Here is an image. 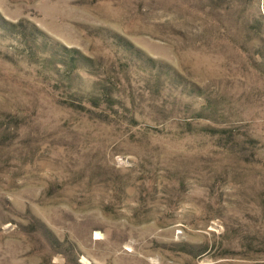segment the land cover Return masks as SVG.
<instances>
[{"label": "rangeland", "instance_id": "obj_1", "mask_svg": "<svg viewBox=\"0 0 264 264\" xmlns=\"http://www.w3.org/2000/svg\"><path fill=\"white\" fill-rule=\"evenodd\" d=\"M0 264H264V0H0Z\"/></svg>", "mask_w": 264, "mask_h": 264}, {"label": "trees", "instance_id": "obj_2", "mask_svg": "<svg viewBox=\"0 0 264 264\" xmlns=\"http://www.w3.org/2000/svg\"><path fill=\"white\" fill-rule=\"evenodd\" d=\"M74 53H75V52H74ZM75 59H76L75 57H72V58H71V64L74 63ZM72 65H73V64H72Z\"/></svg>", "mask_w": 264, "mask_h": 264}]
</instances>
